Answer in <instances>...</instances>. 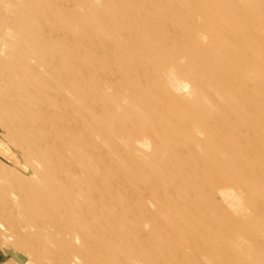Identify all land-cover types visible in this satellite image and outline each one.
Instances as JSON below:
<instances>
[{"label":"rangeland","instance_id":"obj_1","mask_svg":"<svg viewBox=\"0 0 264 264\" xmlns=\"http://www.w3.org/2000/svg\"><path fill=\"white\" fill-rule=\"evenodd\" d=\"M0 264H264V0H0Z\"/></svg>","mask_w":264,"mask_h":264},{"label":"bare ground","instance_id":"obj_2","mask_svg":"<svg viewBox=\"0 0 264 264\" xmlns=\"http://www.w3.org/2000/svg\"><path fill=\"white\" fill-rule=\"evenodd\" d=\"M37 250H39V249H37Z\"/></svg>","mask_w":264,"mask_h":264}]
</instances>
